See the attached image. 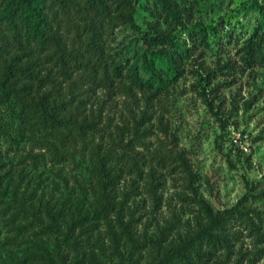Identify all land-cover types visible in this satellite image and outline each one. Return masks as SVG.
Instances as JSON below:
<instances>
[{"label": "rangeland", "instance_id": "1", "mask_svg": "<svg viewBox=\"0 0 264 264\" xmlns=\"http://www.w3.org/2000/svg\"><path fill=\"white\" fill-rule=\"evenodd\" d=\"M74 1L41 0L62 54L7 23L0 0V264L158 263L208 223L205 205L239 212L221 245L162 264H264V68L239 51L264 14L253 0H178V25L139 0L141 30H171L186 51L176 81L155 59V91L129 77L143 47L118 0ZM41 96L61 125L41 117Z\"/></svg>", "mask_w": 264, "mask_h": 264}, {"label": "trees", "instance_id": "2", "mask_svg": "<svg viewBox=\"0 0 264 264\" xmlns=\"http://www.w3.org/2000/svg\"><path fill=\"white\" fill-rule=\"evenodd\" d=\"M5 19L9 24H16V18L19 17L22 30L27 35L40 37L41 41H50L56 49L62 54H67L65 48L61 45L59 39L52 34L47 35L48 30L42 9L41 0H6ZM62 6L81 7L74 0H55ZM110 0H84L85 4L90 7H99L106 12L111 11ZM139 0H118L116 7L122 8L124 13L121 14L126 23L134 30L140 33V42L143 47L142 53L139 55L137 62L129 68V77L132 82L139 87H147L155 91L162 89L164 85L163 71L156 64L155 59L161 57L164 59L167 69L166 73L174 78L181 75V61L186 51L179 48V44L174 40L171 30H157L154 33L142 31L136 24L135 15ZM156 6L160 8V13L172 21L173 24L182 23V9L178 6V0H155ZM252 4L260 9L264 14V6L257 0H253ZM241 52V60L249 67L260 66L264 68V33L260 32L258 26L252 35L245 41V44L239 48ZM21 70L18 65L11 63L5 66L4 79L7 80L14 74V71ZM114 75L117 78L122 77L120 65L115 64L113 68ZM168 75V76H169ZM169 76V77H170ZM4 93L9 91L4 90ZM205 101L210 104L209 99L205 95ZM34 106L40 111L41 117L53 126L62 124V119L58 116L60 105H50L46 101V96H41L34 102ZM205 213L208 217L206 225L201 224L198 230L190 236L181 238L180 241L172 247H168L160 262L153 264L171 263L175 261H184L188 257V251H192L194 256L201 259L206 251H202L197 246L202 242H207L212 247H217L222 243L221 230L227 220H234L239 212L234 209L213 210L205 205ZM125 232L133 236L130 231L129 224H123ZM162 237L157 242L163 241Z\"/></svg>", "mask_w": 264, "mask_h": 264}]
</instances>
